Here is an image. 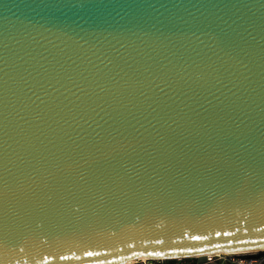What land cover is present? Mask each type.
<instances>
[{"label": "water", "instance_id": "95a60500", "mask_svg": "<svg viewBox=\"0 0 264 264\" xmlns=\"http://www.w3.org/2000/svg\"><path fill=\"white\" fill-rule=\"evenodd\" d=\"M263 249L264 0H0V264Z\"/></svg>", "mask_w": 264, "mask_h": 264}, {"label": "built area", "instance_id": "2783aa9c", "mask_svg": "<svg viewBox=\"0 0 264 264\" xmlns=\"http://www.w3.org/2000/svg\"><path fill=\"white\" fill-rule=\"evenodd\" d=\"M123 264H264V249L232 252L219 251L174 258L141 256Z\"/></svg>", "mask_w": 264, "mask_h": 264}, {"label": "snow or ice", "instance_id": "6c2138e0", "mask_svg": "<svg viewBox=\"0 0 264 264\" xmlns=\"http://www.w3.org/2000/svg\"><path fill=\"white\" fill-rule=\"evenodd\" d=\"M195 238V237H194ZM191 251V250H190ZM200 251H203V249H201ZM188 253H185V255H187ZM150 255H152V254H150ZM157 255H163L162 253H159V254H157Z\"/></svg>", "mask_w": 264, "mask_h": 264}]
</instances>
